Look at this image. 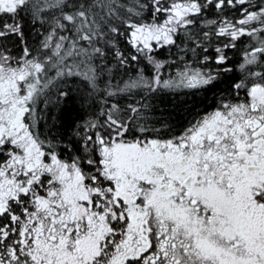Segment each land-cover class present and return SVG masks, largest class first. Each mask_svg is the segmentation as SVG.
Masks as SVG:
<instances>
[{"label": "snow or ice", "instance_id": "6c2138e0", "mask_svg": "<svg viewBox=\"0 0 264 264\" xmlns=\"http://www.w3.org/2000/svg\"><path fill=\"white\" fill-rule=\"evenodd\" d=\"M0 264H264V0H0Z\"/></svg>", "mask_w": 264, "mask_h": 264}, {"label": "trees", "instance_id": "16d2710c", "mask_svg": "<svg viewBox=\"0 0 264 264\" xmlns=\"http://www.w3.org/2000/svg\"><path fill=\"white\" fill-rule=\"evenodd\" d=\"M211 51V49H210ZM226 53L229 57L230 65H236L242 58V49L238 46L237 49H229L226 50ZM159 59H169L174 60L177 59V50L175 48L171 49L169 52L168 50H161L158 56ZM187 59V57H184ZM179 62V61H177ZM175 68L169 69L171 72H175ZM239 73L237 72L236 68H233V72L230 74L231 79H227V83L221 85L222 87H227V84L232 82V79H235ZM75 96V94H74ZM216 97L213 93H194V92H187L181 93L175 98L171 97L168 93H162L159 98L153 97L150 103L152 104L153 111L159 116L160 113H163L166 117L169 113H173L175 116L177 113V108L175 105H182L185 110L193 109L195 111H204L205 109L210 110L211 106L213 105ZM127 103L128 101H124ZM83 111L80 108L79 100L74 98L67 101L65 110L63 112V119H75L81 115H83ZM90 111V110H89ZM50 115L54 113H49ZM179 115L186 116L185 112H180ZM187 119H191V116H186Z\"/></svg>", "mask_w": 264, "mask_h": 264}]
</instances>
